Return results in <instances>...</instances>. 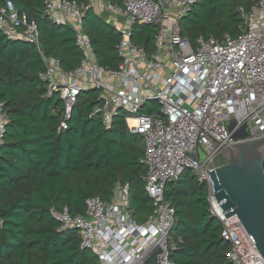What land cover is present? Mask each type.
<instances>
[{
	"label": "built area",
	"instance_id": "2783aa9c",
	"mask_svg": "<svg viewBox=\"0 0 264 264\" xmlns=\"http://www.w3.org/2000/svg\"><path fill=\"white\" fill-rule=\"evenodd\" d=\"M238 9L243 26L237 37L199 38L182 34L181 21L199 0H124L116 6L99 0L98 9L109 14L121 33L116 69L99 65L92 41L83 31L86 11L93 7L69 0H45V14L53 23L72 27L83 53L80 65L66 72L60 61L42 50L35 20L20 13L12 1L0 8V31L12 41L30 43L38 50L45 70L39 74L47 97L59 94L64 104L60 129L82 92H98L90 118L107 127L125 115L132 135L143 137L147 168L145 188L154 209L144 223L133 220L130 189L118 185L111 202L89 198L83 214L68 207L53 211L64 230H77L81 249L92 251L97 264H147L156 251V264H175L176 242L171 236L176 211L165 200L166 184L193 170L209 183L208 172L223 165L222 151L238 142L264 138V0H245ZM137 25H154L153 50L133 41ZM246 124L247 137L235 140L228 130ZM8 115L0 100V147ZM187 152L195 153L197 162ZM202 165V166H201ZM212 214L222 223V239L231 244L230 264H264V258L238 216L226 218L210 191Z\"/></svg>",
	"mask_w": 264,
	"mask_h": 264
},
{
	"label": "trees",
	"instance_id": "16d2710c",
	"mask_svg": "<svg viewBox=\"0 0 264 264\" xmlns=\"http://www.w3.org/2000/svg\"><path fill=\"white\" fill-rule=\"evenodd\" d=\"M7 1L37 22L46 56L57 58L66 72L80 65L83 53L76 45V31L49 20L45 0H0V8ZM111 2L122 6L124 0ZM242 6L250 3L199 0L181 21L182 34L192 41L237 37L243 26L238 11ZM108 15H98L91 7L82 27L99 65L116 69L121 33ZM156 32L154 25H137L133 41L153 50ZM44 70L34 45L9 40L0 31V100L9 120L0 147V264H97L92 251L81 249L80 233L62 229L53 211L68 207L72 215L83 214L89 198L108 203L118 185L128 186L132 218L144 223L154 209L145 188V141L129 132L125 115L115 117L109 127L90 118L98 104L95 90L80 94L68 128L61 130L64 104L59 94L47 97L39 77ZM164 198L176 211L172 261L230 264L231 244L222 239V223L212 214L209 183L186 169L166 184Z\"/></svg>",
	"mask_w": 264,
	"mask_h": 264
},
{
	"label": "water",
	"instance_id": "95a60500",
	"mask_svg": "<svg viewBox=\"0 0 264 264\" xmlns=\"http://www.w3.org/2000/svg\"><path fill=\"white\" fill-rule=\"evenodd\" d=\"M236 126L235 120L228 126L233 138L245 139L247 125ZM185 153L197 162L195 153ZM222 156L225 163L208 172L210 191L226 218L238 216L264 258V138L238 142L225 148ZM158 252L147 264H156Z\"/></svg>",
	"mask_w": 264,
	"mask_h": 264
},
{
	"label": "crops",
	"instance_id": "0c3cea01",
	"mask_svg": "<svg viewBox=\"0 0 264 264\" xmlns=\"http://www.w3.org/2000/svg\"><path fill=\"white\" fill-rule=\"evenodd\" d=\"M91 3H92V5H93V8H94V10H95V12L98 14V15H105V14H107V13H102L101 11H99V9H98V4H99V0H91ZM108 15V14H107ZM110 15H108V17H109ZM109 21H110V19H109ZM112 24V23H111ZM113 25V24H112ZM113 26H115V25H113ZM116 27V26H115ZM117 28V27H116Z\"/></svg>",
	"mask_w": 264,
	"mask_h": 264
},
{
	"label": "rangeland",
	"instance_id": "374dc122",
	"mask_svg": "<svg viewBox=\"0 0 264 264\" xmlns=\"http://www.w3.org/2000/svg\"><path fill=\"white\" fill-rule=\"evenodd\" d=\"M212 192V191H211ZM211 203H213V200H211ZM171 236H173L172 234H171Z\"/></svg>",
	"mask_w": 264,
	"mask_h": 264
}]
</instances>
